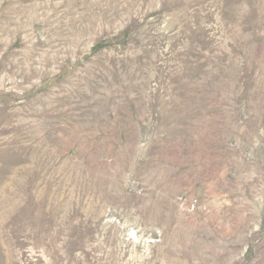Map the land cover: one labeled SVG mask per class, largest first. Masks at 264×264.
Masks as SVG:
<instances>
[{"label":"rangeland","instance_id":"1","mask_svg":"<svg viewBox=\"0 0 264 264\" xmlns=\"http://www.w3.org/2000/svg\"><path fill=\"white\" fill-rule=\"evenodd\" d=\"M0 264H264V0H0Z\"/></svg>","mask_w":264,"mask_h":264}]
</instances>
